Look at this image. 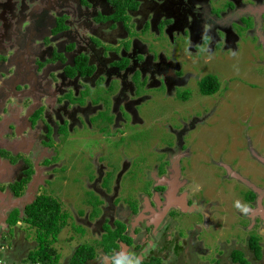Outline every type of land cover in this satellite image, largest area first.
I'll use <instances>...</instances> for the list:
<instances>
[{
    "label": "flooded vegetation",
    "instance_id": "flooded-vegetation-1",
    "mask_svg": "<svg viewBox=\"0 0 264 264\" xmlns=\"http://www.w3.org/2000/svg\"><path fill=\"white\" fill-rule=\"evenodd\" d=\"M250 2L251 9L236 0H0V36L10 42L11 30L19 34L7 48L0 42V238L7 240L0 264H10L3 251L27 243L32 264H116L124 257L125 264H264V172L254 181L238 156L230 163L211 155L221 170L205 177L187 141L199 126L220 128L222 105L205 101L210 114L180 119L169 129L174 140L156 142L147 154L133 144L136 127L150 130L141 111L154 92L164 89L172 98L177 90H196L203 101L217 95L220 79L191 64L206 67L218 54L238 53L244 28L263 39L264 1ZM179 52L185 61L175 57ZM210 76L219 86L207 95L202 88ZM159 118L175 122L167 112ZM105 141L118 149L111 168L104 161L112 156L97 153ZM89 149L101 163L76 171ZM250 158L264 167L260 152ZM224 178L239 194L236 205L219 188ZM43 197L60 205L59 219L68 216L56 239L42 245L55 251L50 263L32 255L46 228L22 220ZM238 202L243 210L234 213ZM15 210L20 220L12 225ZM229 223L236 233L245 226L248 235L223 238ZM68 227L66 252L54 244Z\"/></svg>",
    "mask_w": 264,
    "mask_h": 264
},
{
    "label": "rangeland",
    "instance_id": "rangeland-1",
    "mask_svg": "<svg viewBox=\"0 0 264 264\" xmlns=\"http://www.w3.org/2000/svg\"><path fill=\"white\" fill-rule=\"evenodd\" d=\"M223 1L224 0H220L221 3ZM236 3L239 7L245 6L246 9H251L249 7V4L251 3L250 0H236ZM242 14L245 15L244 13ZM261 18H263V14L261 15ZM248 31L249 28H244L242 31L243 36L238 44V53L218 54L215 57H212V62L206 67L199 65L198 62H193V64H191L192 66L199 67L201 71L203 67L202 74L209 73L220 79L221 86L219 92L214 97L206 96L204 97L203 101L200 99L201 92L199 93L196 90L191 92L189 91V93L186 91L177 90L175 97L172 98L167 97L168 92L166 91V94L164 89L158 93H153V100L149 101L144 106L143 111H141V117L144 120L145 118L147 119L146 123L150 124L148 127L150 130L145 131L140 127H136L134 130L135 133H137V136H139V141L133 142V144H138L139 148L143 150V154H147L146 151L153 149L156 142L158 141L162 144L171 143L174 140V136H172L173 133L169 132L171 126L176 127L175 123L178 126L180 119H188V114H195L189 118V121L193 120L194 118H198V116H200L199 118H202L205 115L204 112L208 111L207 115L210 114L212 108L208 106L205 101H208L207 103L210 105L217 101V103H219L217 106L222 105L221 109L218 110L221 112V114L218 116L226 117L222 119L221 122H218L220 128L216 124H214L215 126L209 127L199 126L193 134L194 140H187L189 142V146L191 147L192 155L195 158V165L201 167L202 171H204V176L206 177L207 173L210 174L212 171L216 173V171L220 169V166H216L217 159L213 161V158L210 157L211 155L217 156L220 159L230 163L235 156H238L240 158L238 161L243 164L241 171H243V173L246 174L249 179L256 181L255 179H257L262 174L261 171L264 172V167L250 158V156L252 157V152H260V154L264 155V42H262L263 40L260 38V36L256 37L250 32L248 33ZM9 33L11 39L10 42H5L0 36V42L4 44L5 48H7V45L14 43L19 35L15 29L11 30ZM259 33L262 37L263 33ZM203 49H201V52L205 53V49ZM172 54L175 55L174 53ZM22 56L26 60L27 65L32 64V62L29 60L32 58L31 56H25L24 54ZM175 57H178L182 62L186 60V54H182L181 52H179L178 56ZM22 62L23 60L20 59L19 63ZM188 66H190V64H188ZM190 70H193V68L191 67ZM27 75L28 73L26 72L20 73V78L24 79ZM164 85L166 86V84ZM188 94H190V98L191 96L192 98L186 103L179 101L181 100V96ZM174 103H176L174 106L176 109L183 110L181 113H179V110L175 113L174 107L171 108V110H173L172 112L168 111V105L170 106ZM14 108H16V106H14ZM163 112L170 114L175 122L166 120L164 118H159L160 114ZM157 119L160 120V123L154 122ZM210 120L212 121L214 119ZM135 136L136 134L132 138ZM83 140L84 136L81 135V140L72 143L69 147L70 150L73 151L76 143H80ZM104 143L105 144L102 145V147H97V153L101 154L102 156L104 155L103 157H109V154L111 155V153L117 149V146H110L106 141ZM256 149L259 152H257ZM70 150L69 152H71ZM88 152L90 155L83 153L81 158L77 160V164L79 165L76 168V171L79 169L82 170L85 165H96L101 163V161L95 160V157L101 160L100 155H95V157H93L91 154L94 153V151L89 149ZM111 156L112 158L109 157L104 161L109 168H111L110 161H113V158H116L115 155ZM145 161H143L144 165ZM203 165H205V167ZM201 169L197 168V171L202 172ZM217 176L221 178L220 174H217ZM213 181L214 180L212 179L209 182ZM228 183H230V181H227L225 178L221 179L219 188L225 191L223 194L225 198H228L226 200H232L231 202L228 201V204H232L233 202L234 205H236V201L239 199V194L238 192L236 195L231 193L230 189H227ZM236 185L238 187L236 190L239 191L242 187L238 182H236ZM229 192L233 195V197L226 196V194ZM77 202L78 201L74 203H67V210H69L71 206L77 208ZM238 204L239 206L236 209H232L234 213H238L239 211L243 210L242 204H240V202H238ZM234 213L232 215H234ZM244 218L247 219L248 217ZM218 220H220L219 217L216 219V222H218ZM232 220L233 222L238 221L234 219ZM70 223L68 225H70ZM230 225L233 224L229 223L228 230L224 231L225 235L222 236L223 238H235L238 235L245 237L248 235V230L245 228V226L240 227L239 231L236 233L235 231L236 229L238 230V228H234V226ZM70 228L71 227L66 228L62 235L58 237L59 241L54 244L55 247H59L60 244H63L64 250H66V252H69L71 248L66 242V239L71 234ZM22 231L25 232L24 229H22ZM81 231L83 232L82 228ZM87 233H89V230H87ZM28 234L29 233H26V235ZM213 234L218 233L215 231L209 233V238H211L212 241H215ZM36 241L37 240H35V242ZM42 241L43 239L37 241L39 245L37 246L36 250L32 251V255L41 248L43 245ZM0 244L5 246L7 244V240L0 238ZM31 249V243H27L17 249H11L9 253L7 250H5L2 252V254L5 253L7 255L4 260L10 264H20L22 261V264H26L25 262L32 264V262L27 258V255ZM1 258L2 257L0 256V259Z\"/></svg>",
    "mask_w": 264,
    "mask_h": 264
},
{
    "label": "trees",
    "instance_id": "trees-1",
    "mask_svg": "<svg viewBox=\"0 0 264 264\" xmlns=\"http://www.w3.org/2000/svg\"><path fill=\"white\" fill-rule=\"evenodd\" d=\"M217 79L213 76L208 77L203 83L202 91L204 94L210 95L214 94L218 89ZM60 215V205L50 197H43L38 199L36 203L30 206L25 211V216L22 218L23 221L30 223L31 225H38L41 228H46V232L40 233L41 239H43L42 244H46V239L53 235V241L56 239V233L63 228L66 224L68 216L64 214L60 219L57 217ZM10 223L13 225L20 220L18 211H13L10 215ZM61 223V224H60ZM55 251L53 248H44L41 246L40 250L34 252V257L36 262H48L53 260V255Z\"/></svg>",
    "mask_w": 264,
    "mask_h": 264
},
{
    "label": "clouds",
    "instance_id": "clouds-1",
    "mask_svg": "<svg viewBox=\"0 0 264 264\" xmlns=\"http://www.w3.org/2000/svg\"><path fill=\"white\" fill-rule=\"evenodd\" d=\"M252 35H255V34L252 33ZM258 36H260V38L262 39L260 33H258ZM126 261H127V257H124L123 259H117L116 264H125ZM128 264H133V262L132 261H128Z\"/></svg>",
    "mask_w": 264,
    "mask_h": 264
},
{
    "label": "water",
    "instance_id": "water-1",
    "mask_svg": "<svg viewBox=\"0 0 264 264\" xmlns=\"http://www.w3.org/2000/svg\"><path fill=\"white\" fill-rule=\"evenodd\" d=\"M262 42H264V40Z\"/></svg>",
    "mask_w": 264,
    "mask_h": 264
}]
</instances>
